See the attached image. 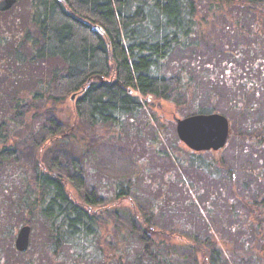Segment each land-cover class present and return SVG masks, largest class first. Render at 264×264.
Here are the masks:
<instances>
[{"label":"trees","instance_id":"obj_1","mask_svg":"<svg viewBox=\"0 0 264 264\" xmlns=\"http://www.w3.org/2000/svg\"><path fill=\"white\" fill-rule=\"evenodd\" d=\"M17 1L27 3L28 22L22 33H0V50H3L0 53L19 70L29 65L41 64L46 68L49 65L47 77H38L27 91L30 99L20 94L18 88L12 89L17 92L6 96L0 92V208L3 209L0 226L9 216L6 213L9 200H3L2 195L6 184L1 178L13 174V162L19 153L10 141L14 131L23 130L25 125L23 122L15 123L14 116H24L26 105L28 110H33L32 114H36L39 100L56 98V84H64L66 91L75 95L77 115L93 125L112 123L123 126L128 121L144 122V129L149 130L150 136L147 137H151L150 142L147 141V149L152 150H157L164 124L160 123L161 119L155 114L153 102L148 97L187 108H190L188 103L195 100L200 104L191 103L194 105L193 114L218 112L224 115L218 101L227 99L233 109L245 111L248 121L246 132L238 134L244 137V145L248 149L254 146L256 151L264 153V113L256 116L260 107L258 99L264 97V71H258L264 66V53H256L251 63H241L243 50L254 53L261 49L253 31L242 29L245 22L242 16L260 24L264 17V0H212L211 13L205 19L199 18V0ZM220 8L226 11L219 12ZM218 17L223 18L224 28L221 30L217 29L221 23H215ZM250 20L245 23L252 24ZM0 27L5 28L1 23ZM263 31H256L262 39ZM230 35L240 40L251 37L255 41L243 43V48L240 45L235 48L241 50L233 52L235 54L224 61L227 66L222 61H215V56L209 61L205 48L209 45L219 47L222 36ZM249 47L251 51H248ZM177 52L182 55L175 61ZM177 64L180 69L175 67L173 72L172 65ZM190 66L195 70L191 71ZM196 72L200 73L203 87L193 76ZM2 76L0 73V78ZM220 87L230 89L229 99ZM250 96L258 101L252 100L250 105L243 106L245 97L248 100ZM181 97L185 101H181ZM183 114L189 115L187 111ZM56 125L54 121L53 126ZM231 135L232 128L229 140ZM169 158L176 163V155H169ZM253 159H257L259 167H242L244 174L251 175V183L246 178L240 181L236 171L223 157L218 160L219 166L227 169L223 180L234 193V196L224 198L221 191L220 206L224 210L219 213L220 223L228 233L227 238L222 236V232L221 235L213 231L214 226L209 224L207 231H200L182 221L172 227L162 225L158 213L167 197L158 201L151 211H143L133 198L136 182L131 178L103 179L100 183H93L96 188H108L106 204L110 207L107 212L101 210L100 214L92 211L91 207L98 204L95 196L80 193V198H76L69 188L71 183L80 192L86 183L82 177L86 171L85 164L77 160L73 161L75 172L70 175L71 180L61 173L57 163L47 167L37 163L31 182L23 183V194L14 205V213L28 212L42 218L53 255L57 258L62 248H69L71 256L67 259L71 264L75 259H80L78 264H89L90 261L103 264H173L179 254L178 249L187 250L182 264H186L188 258L197 264H234L231 259L235 256L240 264H264V196L258 194L264 189L253 187L254 181L264 185V157L257 154ZM204 163H207L206 168ZM180 165L184 167L185 163L182 161ZM192 165L205 170L211 182L222 180L219 172L207 169L215 165L214 161L203 159L201 164ZM180 185L186 186L187 183L184 181ZM240 190L244 196L239 194ZM214 193L212 195L216 196ZM130 199V204H127ZM244 210L250 212V219L247 218L252 223L249 226L245 223ZM121 211H126L134 225L125 227L118 222L119 218L122 219ZM136 230L140 231L139 235H136ZM102 235L106 243H102ZM259 242L263 245L256 248L255 244Z\"/></svg>","mask_w":264,"mask_h":264},{"label":"rangeland","instance_id":"obj_2","mask_svg":"<svg viewBox=\"0 0 264 264\" xmlns=\"http://www.w3.org/2000/svg\"><path fill=\"white\" fill-rule=\"evenodd\" d=\"M213 2L212 0H199V3H201L199 18L204 17L205 19L209 17L211 13L209 12V7ZM218 11L225 12L226 9L220 8ZM238 11L237 9V12ZM241 12L243 13L244 11ZM242 19L245 22L250 20L248 17L244 18V16H242ZM206 20L207 22L209 21V19ZM250 21L252 22V20ZM27 22L28 10L25 1H17V3L7 11L0 10V23L5 27H0V33L3 31H6L7 34H13L12 32H16L17 34L22 33ZM245 22L242 23V29L245 27V29L252 30L253 34H255V39L259 41L257 45L261 46V49L254 53L243 50L244 53L241 54V63L243 61L251 63L255 60L257 56L256 53H264V39H262V35L256 33L257 29H264V17L260 24ZM215 23H221L220 28H217L218 30L224 28L222 27L224 26L223 18L218 17ZM19 37L21 38L20 35ZM222 37L223 41L219 44V47L214 48L208 44L209 46L205 48L209 53V61L215 56V61L224 62L236 52L238 53L241 48L245 46L243 43H252L255 41L251 37H247L244 40H240L234 35ZM18 41L19 39H16V42ZM223 43H225V48L223 47ZM239 45L241 48L235 49ZM251 50V47H249L248 51ZM0 51L3 52V50ZM181 55L180 52H177L174 55V60L177 61L181 58ZM262 57H264V54H262ZM262 60H264V58H262ZM10 61V59L8 60L0 53V73H3V76L0 78V92L4 93V96H6L13 92H17L13 90L18 88V90L20 89L18 91L20 94L26 95L30 99V95H28L29 92L27 91L33 87L38 77H47L49 64H47V68L41 64H36L26 66L23 70H19L13 67V62L11 63ZM54 61L58 62V60ZM224 63L226 64L225 66L228 65L227 62ZM175 67L176 69H180V65H172L173 69H171L173 72L176 70ZM190 67L191 71L195 70L192 66ZM260 69L261 68H258V71H264V66L261 70ZM193 76L197 77V81L200 86L203 87L204 83L201 82L200 73L196 72ZM262 84H264V82ZM54 88H56L54 92L56 98H44L43 100H39L36 114H32V109L28 110V105L24 108V116L14 113L16 116H14L13 121L15 123L23 122L22 125H25L23 130L18 129L14 131L10 141V143L19 150L18 158L16 162H13V174L6 176L4 179L1 178L6 184L2 195L4 196L3 200H9L6 210L9 216L0 226V264H71V260L67 259L71 256L69 248H62L60 256L57 258L53 255L52 247L47 242V229L42 218L28 212L20 213L19 215L18 213H14V205L23 194V183L31 182L32 173L37 163L42 166L57 163L60 166L61 173L69 177V180H71L70 175L75 172L73 161L77 160L83 165L85 164L86 171L82 173V177H84L86 183L80 192L73 187L71 183H69V188L73 197L76 198L80 196V193L94 195L98 204L91 207V210L98 214L102 211L105 212L110 207L109 204H106V196L109 195V191L108 188L105 187L103 189L100 187L96 188L93 183H100L103 179L113 181L115 179L131 178L136 182V190L134 191L133 198H135V202L143 208V211H151L158 201L167 197L165 200L166 203L160 208L158 213L162 225L165 224L172 227L182 221L190 226L194 225L200 231H207L209 224L214 226L212 228L214 229L213 231L220 234L222 232L223 235H221L227 238L228 233L221 227L223 223H220L222 218L219 213L221 210H224V208L220 206V200L223 198V195H221L222 192L224 193V198L234 196V193L231 186L223 180L227 175V169L225 167L221 168L218 164V160L220 157H223L225 162L236 171H234L235 175L240 181L246 178L248 182H253L251 175L244 174L242 167L244 165H248V167L252 168L259 167L257 159L253 158H256L257 154L264 157V153L262 151H256L254 146L248 149L244 145V137H241V134L238 135L240 131L241 133L246 132L248 121L245 118L246 115L244 110L239 111L235 108L233 109L231 104L228 105L227 99L218 101L223 105H219L222 109L221 112L225 113L230 120V127L232 128L231 138L226 147L221 151H195L189 148L179 138L175 117L184 118L186 115L183 113L186 111L189 115H192L195 111H193L194 105L191 103L199 102L191 100V102L188 103L190 108H187L188 106L184 107V105L178 107L176 104L164 99L148 97L150 102H153L155 114L161 119L160 123L164 124L160 132V142L156 145L157 150H154V148L152 150L147 149V141L149 140L150 142L151 137L148 138L150 136L148 134L149 130L144 129V122H140L139 120L134 122L128 121L124 122L123 126L113 125L112 123L93 125L77 115L73 94L66 91L64 84H56ZM220 88L226 96L231 93L228 87ZM184 93L186 96L187 93ZM140 97L142 98V96ZM247 97H245L243 106L245 104L250 105V102L254 100L252 96H250L248 100ZM181 98V101H185L184 97ZM227 98L229 99V96H227ZM258 100L260 101V107L258 108L256 116H260V114L264 113V97ZM22 118L23 121H21ZM54 121L57 122L56 126H53ZM58 125L59 128L57 129ZM172 154L177 157V159H174L177 160L176 163L169 161L172 160L169 158V155ZM193 154H195V157L192 156ZM192 159L194 160L193 163ZM203 159L214 161L215 165L207 169L209 171L219 172L218 174L219 176L221 175L222 180L211 182L207 179L205 170L192 165L201 164ZM182 161L185 163L184 167L180 165ZM206 165L207 163H204L205 168ZM184 181H186L187 185H180L184 183ZM262 184L263 183L259 184L254 181L253 187L254 189L262 190L264 189V185ZM161 188L165 189L161 190ZM240 191L241 192H238L242 196L244 193H242V190ZM213 192L216 193V196L212 195ZM258 194L264 196V191L258 192ZM130 202L131 199L126 203L130 204ZM223 206L227 207L228 205L223 204ZM216 209L218 212H214ZM125 212L126 211H124V213H122V211L119 212L122 219L119 218L118 222L125 227L134 225L133 220H131L129 215ZM226 212L227 211L224 213ZM244 212L246 213L245 223H248L249 226V223H252V221L249 220L250 212L247 210H244ZM2 213L3 209L0 208V215H2ZM209 214H216L217 216L214 217V215ZM105 216L108 217L107 215ZM232 220H234V218H232ZM28 223L32 226L31 241L29 249L23 253L18 251L15 241L20 227ZM135 227L138 228L137 225ZM136 232V235L140 234L139 230H136ZM240 233H242V230ZM108 236L110 238V235ZM102 239V243L107 242L103 235ZM261 245H263V243L259 242L255 244L256 248H259ZM176 251L179 254L177 258H174L173 264H179L180 261V264H182L184 260L183 256L187 255V250L178 249ZM60 259L61 261H58ZM65 259L67 260L65 261ZM79 260L80 259H75L73 264H78ZM231 260L234 264H240L239 258L236 256ZM85 264L88 263L86 262ZM89 264L103 263L100 261H90ZM186 264H197V261L188 258Z\"/></svg>","mask_w":264,"mask_h":264},{"label":"water","instance_id":"obj_3","mask_svg":"<svg viewBox=\"0 0 264 264\" xmlns=\"http://www.w3.org/2000/svg\"><path fill=\"white\" fill-rule=\"evenodd\" d=\"M16 3L17 0H0V10L7 11ZM175 121L179 138L195 151H221L230 137V120L222 113H197L184 118L175 117ZM31 233V225L20 227L15 241L18 251L24 253L29 249Z\"/></svg>","mask_w":264,"mask_h":264}]
</instances>
